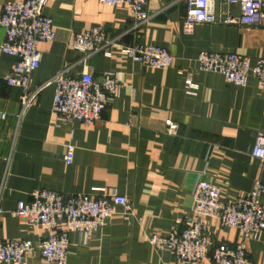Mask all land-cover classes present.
Segmentation results:
<instances>
[{"label": "crops", "instance_id": "obj_1", "mask_svg": "<svg viewBox=\"0 0 264 264\" xmlns=\"http://www.w3.org/2000/svg\"><path fill=\"white\" fill-rule=\"evenodd\" d=\"M20 1L0 0V19L6 3ZM148 8L153 19L134 31L127 5L108 7L98 0L47 3L44 14L53 20L57 35L40 43V66L31 87L39 88L59 72L79 77L87 71L96 80L107 71L118 73L120 94L92 125L57 120L54 85L43 89L20 119L22 91L7 84L16 58L0 51L1 240H29L39 247L47 239L48 231L12 214L20 202H32L36 190L64 196L104 190L126 196L132 210L115 207L106 226L86 242L70 232L66 264H181L149 240L186 228L200 177L220 188L222 202L248 195L257 180L264 185V162L253 156L256 139L264 134V88L253 78L245 87L231 85L219 73L202 71L196 61L202 52L264 59V24H203L185 33L184 0H149ZM212 8L218 16L229 10L220 0ZM230 12L238 17L240 8L231 6ZM97 27L116 43L107 55L97 54L84 64V52L71 48L69 41ZM134 44L168 49L174 65L159 70L134 62L122 53ZM188 79L197 86L193 93L186 88ZM169 123L178 125L177 135L167 134ZM69 145L75 147L71 164L66 162ZM240 237L239 230L212 219L210 254L197 264H214L212 252L235 246ZM247 248L251 264H264V231ZM24 264L50 263L37 250Z\"/></svg>", "mask_w": 264, "mask_h": 264}, {"label": "built area", "instance_id": "obj_2", "mask_svg": "<svg viewBox=\"0 0 264 264\" xmlns=\"http://www.w3.org/2000/svg\"><path fill=\"white\" fill-rule=\"evenodd\" d=\"M187 6L183 19V30L191 33L198 25H244L264 24V0H220L227 13L218 16L212 8L215 0H184ZM49 0H24L9 2L3 6L0 27L4 30L0 51L16 58L15 68L7 78V84L21 89V112L23 118L35 98L45 88L55 86L53 114L60 123L80 122L92 125L101 120L106 108L118 98L122 84L118 73L104 72L100 80L92 73L83 71L79 77H69L59 72L39 88L32 89L31 78L39 68L41 53L39 45L56 39V30L51 18L44 10ZM103 6L127 5L131 9V30H143L153 19L149 11V0H98ZM231 6L240 8V15L234 17ZM116 39L110 38L104 28L74 34L69 41L73 49L84 52L85 64L93 56L107 55ZM122 53L143 66L166 70L174 65L175 58L163 47L134 44L122 49ZM204 72L221 74L227 83L245 87L251 78L264 88V59L251 60L235 53L202 52L196 59ZM188 92L197 86L191 79L186 81ZM2 119H5L3 114ZM178 125L169 123L167 134L177 135ZM75 147H67L66 162L71 164ZM253 156L264 162V134L258 136ZM95 195L64 196L49 189L36 190L30 203L20 202L12 214L25 219L31 226L48 231L49 235L41 246L29 240L3 241L0 239V264H24L37 250L50 264H66L69 250V233L76 232L86 242L92 234L102 230L115 207L132 210V203L126 196H110L104 190ZM264 185L257 180L246 196L233 202H222L221 190L212 181L199 178L193 193L192 215L182 231H172L167 236H151L150 244L159 251L171 253L181 264H197L210 254V221L218 219L224 227L241 232L235 246L224 245L212 252L214 264H251L248 258V242L256 240L264 231V204L261 197ZM3 210L0 208V215Z\"/></svg>", "mask_w": 264, "mask_h": 264}, {"label": "water", "instance_id": "obj_3", "mask_svg": "<svg viewBox=\"0 0 264 264\" xmlns=\"http://www.w3.org/2000/svg\"><path fill=\"white\" fill-rule=\"evenodd\" d=\"M2 34H3V37H4V30H2Z\"/></svg>", "mask_w": 264, "mask_h": 264}]
</instances>
